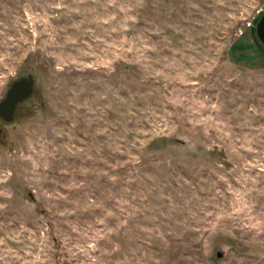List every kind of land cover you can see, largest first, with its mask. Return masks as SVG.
Returning <instances> with one entry per match:
<instances>
[{
	"label": "rangeland",
	"instance_id": "1",
	"mask_svg": "<svg viewBox=\"0 0 264 264\" xmlns=\"http://www.w3.org/2000/svg\"><path fill=\"white\" fill-rule=\"evenodd\" d=\"M263 9L0 0V264H264Z\"/></svg>",
	"mask_w": 264,
	"mask_h": 264
},
{
	"label": "flooded vegetation",
	"instance_id": "2",
	"mask_svg": "<svg viewBox=\"0 0 264 264\" xmlns=\"http://www.w3.org/2000/svg\"><path fill=\"white\" fill-rule=\"evenodd\" d=\"M263 12L264 9L260 15ZM25 79H29L30 81L32 80L29 91H24L21 85ZM35 82V77L29 74L27 76L18 75L15 79L8 83L0 100V121L4 125H11L15 123L16 119L28 109V106H30L32 102L35 103L37 101V98L35 97Z\"/></svg>",
	"mask_w": 264,
	"mask_h": 264
},
{
	"label": "water",
	"instance_id": "3",
	"mask_svg": "<svg viewBox=\"0 0 264 264\" xmlns=\"http://www.w3.org/2000/svg\"><path fill=\"white\" fill-rule=\"evenodd\" d=\"M255 37L260 41L262 47L264 48V12L260 15L258 21L255 24ZM32 80L25 79L23 83H21L24 91L30 90Z\"/></svg>",
	"mask_w": 264,
	"mask_h": 264
}]
</instances>
